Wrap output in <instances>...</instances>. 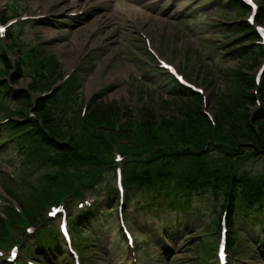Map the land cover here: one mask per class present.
Segmentation results:
<instances>
[{"label": "rangeland", "instance_id": "rangeland-1", "mask_svg": "<svg viewBox=\"0 0 264 264\" xmlns=\"http://www.w3.org/2000/svg\"><path fill=\"white\" fill-rule=\"evenodd\" d=\"M76 1L77 6H75ZM257 1L259 6L263 7L259 23L264 25V0ZM94 3L97 2L92 0H0V16L12 15L5 24L8 26V32L11 31V34L16 36L14 37L15 42L11 44L8 32L2 39L10 44L12 51L10 56L16 62L13 64L22 65V72L25 73L24 77L14 81L12 76L16 69L11 68L7 71L0 58V79L10 83L12 87L25 88L32 85L35 77H38V81L43 77L47 85L43 87V90H40L33 81V88H31L34 101L36 95L49 90L60 79L59 83L62 81L66 83L65 79L72 75L68 92L64 93L66 90H60L62 85L59 84L54 86L55 90L49 92V95L54 92L64 93L61 97L55 96L59 108L53 107L56 112L51 117V128L57 131L54 134L51 130L54 137L65 142H68L69 138L71 139L75 134L90 137V132L95 130L94 124L87 129H82L75 124V120L82 125L78 115L84 108L85 100L90 101L94 95H101L103 100L100 104L103 103L104 109H107L106 101H114L119 103L120 108L130 111L129 115L134 116L133 124L140 135L142 134L139 131L142 129L140 113L143 118L145 114L142 109L151 107L156 111L154 133L169 134L173 129H182L183 136L187 134L186 139L176 138L177 144H174V147L186 143L185 141L193 140L203 143L214 139L209 132V129L212 131V127L207 129L206 122L203 126L199 125L194 129L191 125L189 128L184 125L188 122L185 111L195 115L200 110V102L194 97H181L175 83L170 78L153 73L160 58L173 63L185 74L186 78L188 77L189 81L205 89L207 101L202 105L203 109L210 113L220 114L218 123L224 122L223 113L217 111L220 103L227 104L229 109L232 107L229 110L231 112L226 114L230 118L247 112L238 105L240 103L235 101L238 88L232 81L237 75L236 72H242L246 79L251 78L252 74L256 75L264 63V57L259 53H257L259 57L246 54L231 58L224 54L229 46L239 43L236 38L241 36L242 32L229 31L223 23L244 20L250 11L243 12L232 8L222 11L218 8L214 9L217 4L224 5L223 0H165L166 5L172 4L169 12L166 9L162 12L154 9L145 10L157 14L151 15L143 13V8L134 13L130 9H137L136 4L123 0L116 14L109 2H105L101 9H94L96 6ZM91 5L92 10L89 11L94 13L85 12ZM127 16L133 20L135 18L138 22L130 21ZM33 68L36 71L34 70L35 72L31 74ZM49 102L52 100L47 101V104ZM27 104L28 102L23 109L33 111L26 107ZM7 105L13 108L18 103L8 101ZM65 105H70V107L65 109L62 107ZM253 107L252 105L251 108ZM3 113V110H0V132L7 134L5 123L2 122ZM167 115L176 116L183 124L160 125V119H164ZM95 122H100V120ZM107 125H114V121L108 122ZM260 125L261 131L257 132L258 136L264 133V122ZM243 127L241 126L240 129L243 130ZM229 128L222 127L223 130L228 131H224V137H216L226 144L223 145L225 147L229 145ZM102 130L97 129L96 132L103 134ZM109 130L113 135L97 137L93 141L92 149L109 143L122 145L123 149L129 153H125L123 159L129 162L138 150L133 149V146L130 147L128 136H136V132L128 133L127 131L123 135V132L114 128ZM253 139L254 136H246L245 143L252 145L255 143ZM2 140L4 138L0 139V143ZM9 145L0 147V233L6 227V223L2 220L6 218L7 210L12 204H17V201L9 198L3 189H14L20 195L29 196V193L41 184L43 176L46 177L47 173L58 174L59 167L61 182L63 184L67 182L65 185L73 184L72 186L75 187L87 180L86 177L94 165L93 159L87 160L80 157L77 152V156L73 153L65 156L67 164L55 163L53 166L49 161L34 159L30 152L21 151ZM61 146L66 148L64 144ZM179 150H185V148L182 147ZM200 150L197 148L195 151L202 155L201 159L205 164L222 165L229 163L228 158L233 160L231 155L228 156L221 150L205 149L202 152ZM23 152H26V155ZM195 153L189 151L187 156L190 154L194 158ZM103 155H106L105 158L108 160L107 149L99 157ZM118 158H121L117 159L121 160V163L122 157ZM248 160L249 158L235 159L239 161L238 166L241 169L252 168V173H264V157ZM126 166L128 169L129 163L125 164ZM106 171L105 176L108 178L104 175L94 177L91 186L87 188L89 195L100 193L93 190L98 184L111 185V177L114 176L113 168ZM11 173L13 176L10 175ZM101 177L103 179H100ZM12 194L14 196V192ZM206 196L207 202L200 203L204 206V211H198L202 216L195 224H192L193 220L189 219L192 218L191 215L188 216L189 218L182 215L181 219L176 221V216L174 217L172 213L168 215L169 224L174 225L175 229L179 227L183 229L179 240L171 242L174 244H171V249L168 251H165L164 246L159 244L161 243L160 238L154 235L152 241L148 239L147 233L145 234V229L159 227V220L163 214L153 217L146 210L130 209L131 204L124 206L125 214L131 217L128 224L136 236L135 246L128 247L119 232L117 214L109 213L110 216L107 219L97 220L107 225L104 229L105 248L87 251L79 246L84 258L83 263L214 264V250L210 245L216 242L217 235L210 232L208 227L213 215L218 214V210L214 207L210 197ZM135 197L138 198L136 195ZM11 218L10 215L8 220ZM93 226L101 232L100 228H97V222H93ZM237 241L240 242L241 249L237 253L238 259H232L231 264H264V259L260 257L256 244L246 243L242 235L238 236ZM20 247L23 249L22 244ZM7 255L8 248L0 247L1 264L7 261ZM62 259L54 260L53 264H65ZM67 264H72V262L69 260Z\"/></svg>", "mask_w": 264, "mask_h": 264}, {"label": "trees", "instance_id": "trees-1", "mask_svg": "<svg viewBox=\"0 0 264 264\" xmlns=\"http://www.w3.org/2000/svg\"><path fill=\"white\" fill-rule=\"evenodd\" d=\"M239 80V88H238V92L237 94V99L235 100L237 103H240L238 105L242 106V108L244 110H246L247 112L245 114H242L243 120L240 122H236L234 118L228 119L231 122V126L229 128V132H228V138H229V145L231 149L236 148V147H240L242 144L245 145L246 140V136L249 137V135L254 136V141L255 143L252 144L251 148L249 147L250 150L254 151L255 153H262L264 152V133H262V135L258 136V134L254 131L253 128V123L254 124H258L260 126L261 129V123L264 122V108L260 111V113H257L255 115V118L253 120V122H251L249 120V107L250 105L254 104L255 100H254V96L250 93L249 88L251 87V83L250 81L245 80L243 77L242 78H238ZM182 95H189L190 93H188V90L186 91L185 89H183L181 91ZM196 99L200 100V96H196ZM111 102V103H110ZM168 103H170V101H167ZM108 103V104H107ZM107 105V109L103 108V103L98 105L93 112L91 113V117H94L97 120H104V119H111L113 117H117L120 114L121 108L118 102H114V101H106L105 103ZM232 109V107L230 108ZM228 108L227 104L224 103H220L219 104V113H223V115L229 114L230 110ZM129 110L125 109V118H127L128 122H132V118H134V116H130L129 115ZM145 116L143 117V126L145 127H152L156 120V111L153 110L151 107H147L145 109L144 112ZM186 117L188 122L184 123V125L189 128V126L191 125L192 129L196 128L199 125H204V123H207V129H209L211 126L209 124V122L202 116V114L199 112H197L195 115L191 114L189 111H185ZM245 117V119H244ZM162 123L167 125V126H174V125H181L183 124L181 122V119L177 118L176 116H168L164 117V119H162ZM241 126H246L245 130H241L240 127ZM224 131H228V130H223L221 127L218 128V130L213 134V136L215 135V137L218 136H223L224 137ZM209 132L211 134V130L209 129ZM264 132V131H263ZM153 139H156V137H152ZM184 138H187V134L184 135ZM214 138V137H213ZM178 139H182L181 137H178ZM79 140L83 145L86 144H92L90 142V138H87L86 136L83 135H79ZM207 141V140H206ZM205 141V142H206ZM191 142V141H190ZM196 142V141H195ZM212 142V141H210ZM225 144V143H223ZM158 151V148H154L151 150V152L153 151ZM173 171L171 172V176H172ZM189 182H191L192 184H194L193 186L196 187L197 185H195L194 181H191L190 178L188 179ZM243 182V180H242ZM241 185L242 183H240L237 187V190H239L241 193ZM240 187V188H239ZM236 196V194H235ZM250 201V199H248ZM250 203L252 204V202L250 201ZM234 204V203H233ZM237 247V246H236ZM234 248L235 251H237L238 248Z\"/></svg>", "mask_w": 264, "mask_h": 264}, {"label": "bare ground", "instance_id": "bare-ground-1", "mask_svg": "<svg viewBox=\"0 0 264 264\" xmlns=\"http://www.w3.org/2000/svg\"><path fill=\"white\" fill-rule=\"evenodd\" d=\"M126 1V0H125ZM123 2V1H122ZM76 3V5L75 6H77V1L75 2ZM73 4V3H72ZM82 4V3H81ZM130 10H132V11H134V13H137V10H135V9H130ZM119 11V10H118ZM92 13H94V12H92ZM78 53V52H77Z\"/></svg>", "mask_w": 264, "mask_h": 264}, {"label": "snow or ice", "instance_id": "snow-or-ice-1", "mask_svg": "<svg viewBox=\"0 0 264 264\" xmlns=\"http://www.w3.org/2000/svg\"><path fill=\"white\" fill-rule=\"evenodd\" d=\"M248 2L249 3H251L252 2V0H248ZM3 32V29L2 28H0V33H2Z\"/></svg>", "mask_w": 264, "mask_h": 264}]
</instances>
